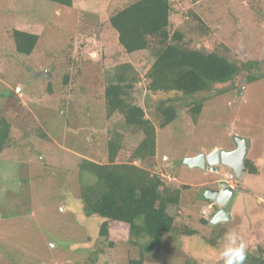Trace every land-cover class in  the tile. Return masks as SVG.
I'll list each match as a JSON object with an SVG mask.
<instances>
[{"label":"rangeland","instance_id":"374dc122","mask_svg":"<svg viewBox=\"0 0 264 264\" xmlns=\"http://www.w3.org/2000/svg\"><path fill=\"white\" fill-rule=\"evenodd\" d=\"M131 1L71 0L66 8L45 0H0V113L15 128V142L0 154V264H223L219 254L230 231L264 259V0H171L174 26L183 28L189 22L185 13L193 8L212 30L208 39L192 33V45L221 51L240 69L229 82L214 86L195 125L178 107V118L156 129L155 157L134 162L171 190L188 187L180 190V203L170 215L197 236L164 235L157 252L145 253L144 240L130 243L124 226L110 224L105 239L98 236L101 219L84 215L81 161L104 162L115 132L126 151L142 138L125 129L119 115L105 116L103 91L113 80L111 67L129 63L137 80L132 101L144 108V75L154 58L148 52L120 56L93 38L100 21ZM16 24L39 27L33 28L39 41L29 56L12 47L9 31ZM84 37L92 43L85 44ZM78 44L80 62L74 63ZM40 124L51 142L26 137ZM240 141L255 175L235 180L224 166L216 174L184 164L214 149L232 151ZM120 160L128 161L125 152ZM219 180L235 192L226 205L229 218L219 221L217 231L201 221H211L220 210L205 198Z\"/></svg>","mask_w":264,"mask_h":264},{"label":"trees","instance_id":"16d2710c","mask_svg":"<svg viewBox=\"0 0 264 264\" xmlns=\"http://www.w3.org/2000/svg\"><path fill=\"white\" fill-rule=\"evenodd\" d=\"M45 1L66 8L72 5L71 0ZM175 14V3L171 0H132L100 21L97 36L93 37L99 41L100 48H115L120 56L148 52L154 58L144 75V108L132 101V89L137 80L134 67L129 63L111 67L113 80L103 91L105 116L117 114L125 129L140 133L142 138L138 145L124 150L122 135L115 132L107 142L104 162L83 159L78 165L83 213L86 217L101 219L98 236L107 239L110 224L124 226L130 243L141 244L144 240L141 248L145 253L157 252L164 235L180 233L196 237L197 233L176 225V218L170 215L171 208L180 203V190L188 187L182 185L181 189L171 190L159 175L151 174L134 162L145 163L155 157L156 129L174 122L178 118V107H183L184 114L195 125L214 86L229 82L240 72L238 62L228 60L221 51H206L192 45V33L207 39L213 34L193 8L185 13L189 22L184 21L183 28L172 24ZM34 27L39 29L38 25L16 24L9 31L16 54L29 56L34 51L39 41ZM93 38L81 40L85 39L83 42L89 45ZM76 47L74 63L80 62V45ZM254 80L253 76L248 82ZM47 92L52 94L50 86ZM42 127L41 124L34 127L26 137L32 135L51 142ZM13 129L10 119L0 113V154L15 142ZM124 152L126 162L120 160ZM244 163L249 174H257L251 162L245 160ZM201 222L217 231L222 228L220 222L211 223L210 218ZM246 252V264H264L260 254ZM260 253L264 251L260 249ZM129 264H141V261ZM184 264L198 263L187 260Z\"/></svg>","mask_w":264,"mask_h":264},{"label":"water","instance_id":"95a60500","mask_svg":"<svg viewBox=\"0 0 264 264\" xmlns=\"http://www.w3.org/2000/svg\"><path fill=\"white\" fill-rule=\"evenodd\" d=\"M246 151V145L243 141H240L238 146L232 151H221L214 149L207 155L200 154L194 158H188L184 160V164L189 168L197 167L206 173L207 168L212 173H218L221 166L230 169L235 180L240 179L246 173V167L244 164V155ZM215 189H208L205 192V198L209 201H213L220 207V210L213 216L211 223H218L222 220H228L229 214L226 210V205L232 195L234 189H231L222 180L215 183Z\"/></svg>","mask_w":264,"mask_h":264},{"label":"clouds","instance_id":"9594fccd","mask_svg":"<svg viewBox=\"0 0 264 264\" xmlns=\"http://www.w3.org/2000/svg\"><path fill=\"white\" fill-rule=\"evenodd\" d=\"M226 238L229 243L219 254L223 264H246V244L241 237L235 231H230Z\"/></svg>","mask_w":264,"mask_h":264},{"label":"flooded vegetation","instance_id":"af4514ba","mask_svg":"<svg viewBox=\"0 0 264 264\" xmlns=\"http://www.w3.org/2000/svg\"><path fill=\"white\" fill-rule=\"evenodd\" d=\"M237 146H238V145H237ZM237 146H236V147H237ZM236 147H235V148H236ZM201 154H204V153H201ZM207 154H208V153H205V155H207ZM244 162H245V160H244ZM244 164H245V163H244ZM221 167H222V166H221ZM245 167H246V166H245ZM220 171H221V168H220ZM246 173H248V170H247V169H246ZM207 208H209V209H210V208H211V205H208V207H207Z\"/></svg>","mask_w":264,"mask_h":264},{"label":"built area","instance_id":"2783aa9c","mask_svg":"<svg viewBox=\"0 0 264 264\" xmlns=\"http://www.w3.org/2000/svg\"><path fill=\"white\" fill-rule=\"evenodd\" d=\"M229 179H230L231 181L233 180V176H232V174H230Z\"/></svg>","mask_w":264,"mask_h":264}]
</instances>
